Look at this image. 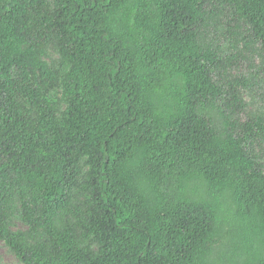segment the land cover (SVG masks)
<instances>
[{
	"label": "trees",
	"instance_id": "16d2710c",
	"mask_svg": "<svg viewBox=\"0 0 264 264\" xmlns=\"http://www.w3.org/2000/svg\"><path fill=\"white\" fill-rule=\"evenodd\" d=\"M261 79L264 0H0V240L23 264H264Z\"/></svg>",
	"mask_w": 264,
	"mask_h": 264
},
{
	"label": "rangeland",
	"instance_id": "374dc122",
	"mask_svg": "<svg viewBox=\"0 0 264 264\" xmlns=\"http://www.w3.org/2000/svg\"><path fill=\"white\" fill-rule=\"evenodd\" d=\"M224 45L226 46L227 44ZM252 62L254 63V65L257 64L256 60ZM48 63L51 65H55L58 63V54L54 49L49 50ZM237 68L239 69L237 70L238 77L244 75L250 81L249 74H251V71L248 69L247 63L240 62ZM230 74L231 76H236L237 73L236 71H231ZM263 81L264 80L261 79V82ZM243 96L245 101L248 103V108H247L248 116L253 117L260 111L261 107H264V102H262L264 101V84L259 85V87L257 85L251 86V89H249L248 92H244ZM52 97L60 99V89L58 88L54 89L52 92ZM78 197L82 198L79 192H78ZM8 228L13 233L27 230V227L16 218H13L9 222ZM0 264H23L21 261H19V259L14 254V252L10 250L1 240H0Z\"/></svg>",
	"mask_w": 264,
	"mask_h": 264
}]
</instances>
